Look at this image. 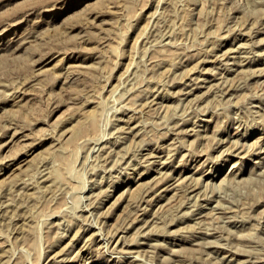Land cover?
<instances>
[{
    "label": "rangeland",
    "instance_id": "obj_1",
    "mask_svg": "<svg viewBox=\"0 0 264 264\" xmlns=\"http://www.w3.org/2000/svg\"><path fill=\"white\" fill-rule=\"evenodd\" d=\"M0 264H264V0H0Z\"/></svg>",
    "mask_w": 264,
    "mask_h": 264
},
{
    "label": "bare ground",
    "instance_id": "obj_2",
    "mask_svg": "<svg viewBox=\"0 0 264 264\" xmlns=\"http://www.w3.org/2000/svg\"><path fill=\"white\" fill-rule=\"evenodd\" d=\"M203 82H204V81H203ZM99 146H100V145H99ZM104 147H105V145H104ZM99 149H101V147H100ZM102 149H103V148H102ZM105 150H106V147H105ZM102 152H105V151H102ZM145 161L147 162L148 160H145ZM6 162H7V161H6ZM161 163H162V162H161ZM159 164H160V163H159ZM162 165H163V163H162ZM164 166H165V165H164ZM40 175H42V172H41ZM39 177H41V176H39ZM42 177H43V178H42ZM42 177H41L42 180L45 181V180H46V179L44 180L45 175H44V176L42 175ZM41 178H40V180H41ZM38 183H39V181H38ZM168 187H169V186H168ZM168 189H169V188H166L165 191H168ZM143 209H145V208H143ZM143 211H144V210H143ZM144 213H145V212H144ZM142 215H143V214H142ZM146 223H147V221H146Z\"/></svg>",
    "mask_w": 264,
    "mask_h": 264
}]
</instances>
